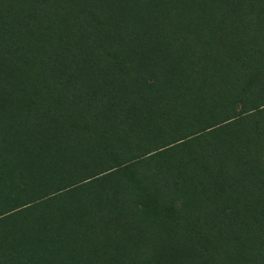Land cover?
<instances>
[{
	"label": "trees",
	"instance_id": "1",
	"mask_svg": "<svg viewBox=\"0 0 264 264\" xmlns=\"http://www.w3.org/2000/svg\"><path fill=\"white\" fill-rule=\"evenodd\" d=\"M0 264H264V0H0Z\"/></svg>",
	"mask_w": 264,
	"mask_h": 264
}]
</instances>
